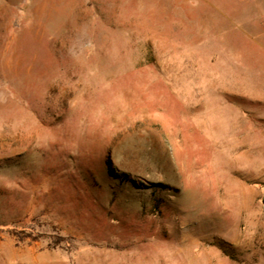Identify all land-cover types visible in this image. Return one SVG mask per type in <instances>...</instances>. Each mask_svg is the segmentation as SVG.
<instances>
[{
  "label": "rangeland",
  "instance_id": "374dc122",
  "mask_svg": "<svg viewBox=\"0 0 264 264\" xmlns=\"http://www.w3.org/2000/svg\"><path fill=\"white\" fill-rule=\"evenodd\" d=\"M0 264H264V0H0Z\"/></svg>",
  "mask_w": 264,
  "mask_h": 264
}]
</instances>
